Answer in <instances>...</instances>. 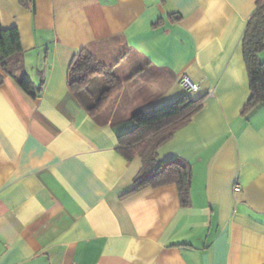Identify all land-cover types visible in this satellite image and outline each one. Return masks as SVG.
Wrapping results in <instances>:
<instances>
[{
    "label": "crops",
    "instance_id": "crops-1",
    "mask_svg": "<svg viewBox=\"0 0 264 264\" xmlns=\"http://www.w3.org/2000/svg\"><path fill=\"white\" fill-rule=\"evenodd\" d=\"M256 1L0 0L33 86L0 85V264H264V103L241 114ZM83 48L123 81L93 115L67 86ZM183 94L203 107L157 155L190 165L189 206L174 184L122 197L142 163L117 137Z\"/></svg>",
    "mask_w": 264,
    "mask_h": 264
},
{
    "label": "trees",
    "instance_id": "trees-1",
    "mask_svg": "<svg viewBox=\"0 0 264 264\" xmlns=\"http://www.w3.org/2000/svg\"><path fill=\"white\" fill-rule=\"evenodd\" d=\"M18 2L28 7L31 0ZM240 50L250 91L241 112L244 115L264 103V61L257 59L258 54L264 50V0L256 1V9L241 38ZM111 68L98 61L87 48L80 49L67 67L68 89L91 115L99 112L122 86L123 81L109 72ZM4 76L15 78L26 91L33 90L24 69L20 34L16 27L0 30V85ZM204 99L205 96L192 98L183 94L172 103L132 115L134 127L117 137L118 150L128 161L139 157L142 168L133 178L131 190L122 197L147 187L174 184L180 204L189 206L192 176L190 165L174 157L158 161L157 150L172 137L179 124L188 121L202 109Z\"/></svg>",
    "mask_w": 264,
    "mask_h": 264
},
{
    "label": "built area",
    "instance_id": "built-area-1",
    "mask_svg": "<svg viewBox=\"0 0 264 264\" xmlns=\"http://www.w3.org/2000/svg\"><path fill=\"white\" fill-rule=\"evenodd\" d=\"M179 85L180 87L183 88V90L186 92V93H191V92H195L197 89H198V85L195 84V83H192L187 76H182L179 80ZM240 188L235 185L234 186V191H239Z\"/></svg>",
    "mask_w": 264,
    "mask_h": 264
},
{
    "label": "rangeland",
    "instance_id": "rangeland-1",
    "mask_svg": "<svg viewBox=\"0 0 264 264\" xmlns=\"http://www.w3.org/2000/svg\"><path fill=\"white\" fill-rule=\"evenodd\" d=\"M262 54H264V50L258 54V57H260V59H261L260 61L263 62L264 58H262ZM119 56H121V53H119ZM131 58H133V57H131ZM123 68H125V63L123 65H121V67H118L117 69L115 68L114 73H116L117 75H120V72H121V70H123Z\"/></svg>",
    "mask_w": 264,
    "mask_h": 264
}]
</instances>
